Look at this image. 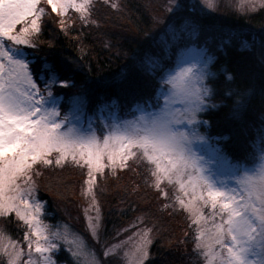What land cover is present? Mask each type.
Here are the masks:
<instances>
[{"label": "snow or ice", "instance_id": "6c2138e0", "mask_svg": "<svg viewBox=\"0 0 264 264\" xmlns=\"http://www.w3.org/2000/svg\"><path fill=\"white\" fill-rule=\"evenodd\" d=\"M205 5L209 9L216 7L215 0H205ZM45 6L60 17L72 9L87 22L93 0H0V217L15 213L28 226L23 237L26 250L0 229V256L6 257V264H56L52 253L59 249L60 242L68 246L74 264H100L94 251L82 238L69 233L66 225L64 231L59 227L52 231L39 218L43 205L34 195L33 167L61 165L69 159L87 168L82 194L92 198L90 208L97 211L96 217H88L93 237L99 227L93 191L97 174L105 168L115 173L117 168L127 167L129 160L139 159L150 166L153 187L165 199L170 198L166 189L171 186V206L185 212L194 225L193 250L202 264H264V120L257 129L261 139L259 155L250 152L252 160L245 157L246 164L232 165L226 180L217 178L194 147L207 142L200 131L206 122L199 119L200 115L218 107L211 102L216 89L208 83L212 57L186 62L188 66H181L174 74L160 75V90L143 105L137 104L139 116L106 125L107 134L97 135L90 124L87 129L77 126L80 117L75 112L61 114V97L53 89L57 85H75L62 80L55 66L46 61L35 72L31 67L36 63L41 21L49 15ZM111 7L118 8L119 4L112 3ZM186 7L180 0H173L166 11L175 13L183 30L198 34L200 23L182 16ZM240 7L256 11L264 8V0H241ZM223 43L230 44L231 39ZM239 47L252 50L247 40ZM261 49L260 63L264 67V40ZM137 67L145 75L156 76L157 58H146ZM227 79L235 80L232 75ZM115 80L126 82L127 70L117 73ZM233 95L241 99L230 115L243 123L255 90L225 91L226 97ZM153 104L160 106L148 111L145 106ZM205 208L210 209L207 216ZM150 231L137 233L135 241L129 236L127 241L106 249L104 255L115 254L131 244L123 253L126 264H145Z\"/></svg>", "mask_w": 264, "mask_h": 264}, {"label": "trees", "instance_id": "16d2710c", "mask_svg": "<svg viewBox=\"0 0 264 264\" xmlns=\"http://www.w3.org/2000/svg\"><path fill=\"white\" fill-rule=\"evenodd\" d=\"M112 3H118L119 7H111ZM170 3V0H93L92 14L87 22L80 19L79 13L71 12L63 18V25L62 18L48 8L49 15L42 19L41 33L36 40V63L31 67L35 72L45 61L54 65L62 80H68L75 88L85 89L91 108L115 102L121 112L132 114L137 111L138 103L143 105L149 99L157 78L167 73L182 48L192 44L205 46L213 57L214 77L208 83L216 89L212 103L218 107L202 113L206 121L204 130L218 138L225 151L236 157L242 141L250 139L254 126L264 120V67L260 63L264 8L241 12L233 5H221L208 10L195 0L182 16L198 21L199 33L192 34L190 29L182 32L168 50L159 42L156 32L176 17L175 13L166 11ZM176 21L181 23L177 17ZM229 38L231 43L224 44ZM244 40L252 50L240 49ZM147 56L162 63L156 76L138 70L137 66ZM121 70L128 73V80L122 84L115 80ZM228 75L235 78L234 82L228 81ZM245 88L254 89L255 95L242 123L230 115L241 97L228 98L225 91ZM40 169L42 172L37 175L40 198L46 201L47 210L53 212L48 220H66L88 236L82 222V208L79 210L85 199L82 194L86 185L85 170L74 164H52ZM93 190L103 216L104 238H119L142 226L150 227L154 237L145 264H202L193 250V225L156 190L133 181L129 173L110 171L97 175ZM13 221L20 226L13 215L5 220L9 232L14 234ZM55 258L57 264H74V258L66 250H59ZM117 260L116 264L123 263L120 257ZM112 261L108 258L105 264H112Z\"/></svg>", "mask_w": 264, "mask_h": 264}, {"label": "rangeland", "instance_id": "374dc122", "mask_svg": "<svg viewBox=\"0 0 264 264\" xmlns=\"http://www.w3.org/2000/svg\"><path fill=\"white\" fill-rule=\"evenodd\" d=\"M170 1L173 2V0H170ZM194 1L195 0H181L180 2L186 6H189ZM197 1L199 2V5H201L202 7L208 10H214L215 8H218L221 5L222 6L223 5L224 6L233 5L234 7L239 9L241 12L251 11L247 7L243 9L240 7L241 0H215L216 7L214 9H209L205 5V0H197ZM45 8H46V11L48 12V8L50 7L45 6ZM71 12L75 13L74 10L69 9L67 16H69ZM171 14H174V13H171ZM67 16H64V17L67 18ZM57 17H60V16H57ZM64 17H61V18L63 19ZM180 24L177 23L176 17H173L172 19L168 20V22L162 25L161 30H158L156 32L159 42L162 45H165L164 47H166L168 50H169L170 45L182 36V32H189V30H183L180 27ZM176 56L177 57L175 59L174 64L170 68L167 69L166 74L168 73L174 74L176 71L179 70L181 66H185V67L188 66L186 62H195L197 59H200L204 56L212 57V55H210V53L207 51L205 46H197L196 44H192L188 48H182L176 54ZM146 58H154V57L147 56ZM146 58H143V60H145ZM168 58H170V55H168ZM134 60L137 61V57H135ZM212 62H213V57H212ZM211 64L209 67V70L212 73V76L210 77V79L214 77V72L211 69ZM161 66H162V63L160 61L159 62L157 61V69ZM161 84H162V81H160L157 78L156 83H155V88L153 92H150L151 94L149 95L148 98L153 97L155 93L160 90L159 85ZM41 88H43L42 82H41ZM53 91H54V94H58L61 97L60 104H59L61 114L63 115L66 112H75L76 115H79L80 117L79 121H77V126L87 129L90 124L92 129L97 133V135L107 134L108 129L106 128V125H111L113 123H119L125 120H132L141 114L139 110L134 111V113L132 114H126L124 112H121V110H119V107L117 106L116 103H115V107L112 106L113 102L99 105L98 108H91L90 105L88 104V100H87L86 92L84 88H75V87H70V86L67 88H63L60 85H57L53 89ZM160 104H162V100L160 101ZM160 104H153L152 106H148L146 108L148 111H155L160 106ZM199 119L202 121H205L202 117V114L200 115ZM205 126H206V123L202 124L200 127V131L206 135L207 142L197 143L194 147H195V150L199 152V154L207 161L206 166L209 169H211V171L217 173L218 179H225V180L228 179V175L232 171L231 166L237 163L246 164L247 160L245 159V157H247L248 160H252L253 157L249 155L250 152H254L256 156L259 155L260 148H261V139H260L257 129L259 128L260 125L254 126V128L251 131L250 139L246 138L244 141H242L240 145V149H239V155L236 157H232V155H230L228 152L225 151V149L219 143L218 138L208 135L204 130ZM54 156H55V153L53 154V157ZM65 164H74V163L69 159L68 161L63 162L61 166ZM43 166H46V165L44 164L35 165L33 167L31 175H32V181L34 183L35 198L36 200L41 202V204L43 205L42 215H40L39 218L43 221L44 224L49 225L52 231H55L58 227L60 228L61 231H64V226L66 225L69 233L75 234L78 237L82 238L83 241L86 243V245L92 251H94L96 257L100 261V264H105L108 258H111L113 260L112 264H116V262H118L117 259H119V257L122 259V262H123L122 264H126V260L124 258L123 253L127 251L129 247H131V244H129L123 249L117 250L115 254H110L108 256H105L104 253L106 249L111 248L113 245H118V244H121L122 241H127L129 236H132L133 241H135L139 238L136 236L137 233L143 234L144 232L150 229L151 231L149 233L148 239L152 242V239L154 237L153 230L150 227L148 228L146 226H142L136 229L130 235L120 236L119 238H114V237L104 238L103 225H102L103 216H102L100 204L96 196H95V199H96L97 207L99 210V227L97 229L96 237H93L91 230L88 227V223H89L88 217H96L97 215L96 208H90L91 199H92L90 196L84 195L85 199L81 201V205L83 206L79 208V210L82 208L80 211L81 217L83 218L82 222L84 223L88 236H85L81 232L82 231L81 229H76L71 223H69L66 220L57 219L56 222L51 221V220L49 221L48 219L52 217L53 212L51 213L49 212V210H47L48 207L46 205V201L40 198L41 196L39 194V187L37 183V175L40 172H42L40 167H43ZM149 167L150 166L147 165L142 160L134 159V160H129L127 162V167L117 168L115 173H113V171L110 168H105L103 173L106 171H110L113 174L122 173L123 175H125L126 173H129L131 174V179L133 181L145 183V185L150 186L152 189L156 190L158 194L161 195L162 198H165L157 189L153 187V178L150 175ZM83 169L85 170L84 173L86 175L85 177L87 180L88 179L87 168L84 167ZM83 187L85 189L86 185ZM166 190L169 192L170 198L165 199V200H170L173 203V200L171 199V197L173 196V190L171 186H169ZM176 208L177 210H179L178 207ZM85 209H88L87 213L85 212ZM204 212H205V215L207 216L210 214V209L205 208ZM180 213L182 214V217L184 219L186 220L188 219L187 214L185 212L181 211ZM11 215H13L14 219L20 221V226L14 223L13 221V225L15 227V231L13 230V232H15L14 234L9 232L7 224H6L7 221L5 222V220L9 219ZM93 223H96V221L93 220ZM193 228H194V225H193ZM0 229H2L7 236L11 237L12 240L18 242L21 246L25 247V250H26V242L24 241L23 237L25 235V232L28 230V226L23 221H21L18 217H16L15 213H10L9 215L5 217H0ZM150 244L147 245L148 253H149ZM59 250H66L69 252L68 246L63 244V242H60L59 249L52 253V256L55 262H56L55 257ZM198 258L199 260H201L199 256ZM0 264H6V257L0 256Z\"/></svg>", "mask_w": 264, "mask_h": 264}]
</instances>
